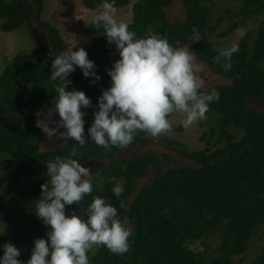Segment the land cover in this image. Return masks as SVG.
I'll return each instance as SVG.
<instances>
[{
    "label": "trees",
    "instance_id": "1",
    "mask_svg": "<svg viewBox=\"0 0 264 264\" xmlns=\"http://www.w3.org/2000/svg\"><path fill=\"white\" fill-rule=\"evenodd\" d=\"M173 1L136 0L129 30L143 36L147 26L152 25L153 31L169 43L180 41L183 45L190 44L192 30L197 29L200 40L194 42V52L198 61L226 82L208 90L216 89L220 95L218 102L209 104L206 116L210 118V129L201 137L202 141L207 135L209 140L215 138L213 146L207 141L204 150L188 151L183 144L165 138V143L173 150L180 149L179 153L186 154L194 167L167 169L132 197L136 183L151 167L170 165L174 160L166 153L160 159L147 152L126 163L117 161L115 156L120 151L147 145L152 137L143 132L127 147L110 150L95 145L88 137L93 113L98 111V97L111 86L107 70L120 58L115 45L107 43L103 28L92 22L86 26L91 40L84 48L100 80L93 84L92 78H85L76 67L67 77L71 84L65 89L83 91L91 100V107L82 109L86 112L84 147L69 139L67 145L39 151L42 138L35 123L39 119L36 113L47 112L58 95L54 85L59 81L50 79L52 59L38 55L33 62L8 63L0 74V222L6 228L22 226L23 230L21 235L0 233V256L3 245L11 243L20 251L18 259L26 264L34 241L47 238L45 233L50 227L35 215V200L41 195L40 186L47 181V162L67 156L72 147L80 153L72 158L81 165L92 160L105 163L101 171L105 181L100 189L93 185L92 193L79 204L66 205L65 214L76 212L87 219L85 210L93 197L99 196L116 207L122 222L127 218L132 226L126 253L95 248L88 253L89 264H234L233 257L246 253L253 235L264 226V112L247 108L252 100L264 105V18L239 40V52L233 54V66L227 72L213 63L219 49H214L208 35L226 23V29L218 34L226 38L246 21L264 15V0H238L240 5L235 11L225 9L213 22L210 0H180L185 19L170 21L165 8ZM102 2L84 0L83 5L95 10ZM128 3L115 0V7ZM43 6V0H0V31L11 33L35 20L45 29L52 56H56L66 50V44L57 28L40 21ZM235 131L241 132L239 139ZM117 185L123 188L119 197L112 191ZM12 196L16 200L9 205ZM208 236H217L218 241L210 254L189 247ZM251 264H264V246Z\"/></svg>",
    "mask_w": 264,
    "mask_h": 264
},
{
    "label": "clouds",
    "instance_id": "2",
    "mask_svg": "<svg viewBox=\"0 0 264 264\" xmlns=\"http://www.w3.org/2000/svg\"><path fill=\"white\" fill-rule=\"evenodd\" d=\"M98 9L92 23L103 28L107 43L115 45L120 58L107 70L111 86L98 97V111L93 113V123L87 130L90 140L106 150L125 148L139 132L151 137L168 133L177 114L186 129L206 118L209 104L218 102L220 95L216 89H205L200 75L204 65L198 62L190 44L182 45L180 41L171 44L166 37L154 32L152 25L147 26L143 36H138L129 30L128 23L116 18L115 0H103ZM192 31V42H198L199 32L196 28ZM76 45L75 40L69 51L51 57L50 79L59 81L54 85L58 95L55 105L47 112L36 113L43 119L35 123L49 138L55 136L65 142L71 139L84 147L86 112L82 109L91 107V100L83 91H66L71 84L67 77L76 67L85 78L91 77L93 84L100 77L87 52ZM48 46L50 48V43ZM238 52L237 44L220 48L213 63L230 71L232 56ZM52 113H58V122L52 120ZM49 124L55 127L50 128ZM61 128L65 131H59ZM79 154L78 149L72 147L67 156H56L46 164L47 181L40 186L41 195L35 200V215L50 231L45 233L46 239L34 241L26 264H89L88 253L93 248L105 247L114 254L129 250L131 229L126 227L127 218L122 222L116 207L104 198L93 197L85 210L87 219L76 212L65 214L66 205L79 204L93 191L91 170L72 158ZM112 191L119 197L123 188L117 185ZM3 226L5 229L6 225ZM19 256L20 251L13 244L5 243L0 264H25Z\"/></svg>",
    "mask_w": 264,
    "mask_h": 264
},
{
    "label": "rangeland",
    "instance_id": "3",
    "mask_svg": "<svg viewBox=\"0 0 264 264\" xmlns=\"http://www.w3.org/2000/svg\"><path fill=\"white\" fill-rule=\"evenodd\" d=\"M2 1L9 2L10 0ZM83 1L84 0H43L44 6L40 21H46L58 29L60 36L63 38V41L66 44V50L64 52H67L72 48L75 40L77 41V48L84 49L90 44L91 36L86 32V26L92 22V17L100 9L88 10L84 7ZM135 1L136 0H129L128 5L122 8H117L116 18L129 24L132 19V5L135 3ZM239 5L240 2L238 0H210L209 6L212 13V22L214 19H216L218 14L223 15L225 9L230 8L231 11H235ZM165 12L168 19L172 22L183 21L185 19V9L182 6L180 0H174L169 7L165 8ZM263 18L264 15L250 19L246 21L244 25H240L228 37L220 38L218 37V34L225 30L228 25L224 23L219 26L214 33L208 35V39L213 43L214 49L230 47L233 44H237L239 40L248 32L255 30ZM49 43L50 42L46 36L45 29L41 28L35 20H30L24 23L21 29L14 30L11 33H4L0 31V74L4 67L10 62H33L37 57H39L38 55L44 56V58H46L44 55V49L46 44L49 45ZM190 46L191 50L194 51V42L191 41ZM75 50L76 48H73V51ZM201 64L204 65V71L200 75L205 81L206 90H209L211 87L226 83L225 81H220L206 64ZM247 108L258 113L264 112L263 103L257 100H252L249 102L247 104ZM39 119H43V116L39 117ZM181 119L182 117L177 114L173 120L171 130L164 135L152 137L147 145L123 150L116 154V160L122 163H126L133 158L147 152L158 156L160 159L161 155L166 153L174 160V162L170 165L151 167L147 173L136 183L132 197H134L155 177L159 176L167 169H176L177 167H194L193 162L186 156V154L179 153L180 149L173 150L165 143V138L173 140L179 144H183L188 151L204 150L207 146V141H210L209 145L213 146L215 138L209 140L207 135L205 140H201L203 134L209 132L210 129L208 124L210 118L208 116L187 129L184 128L180 123ZM52 120L57 122L59 121L58 113H52ZM49 127H55V125L49 124ZM180 127H182V130L177 131V129ZM38 130L42 138L39 151L53 150L65 143V141L56 139L55 136L49 138L42 132L41 129L38 128ZM59 131H65V129L61 128ZM232 131L234 130L232 129ZM234 133L236 134L237 139L241 137V132L235 131ZM104 166V162L96 160L85 166L91 170L92 175L90 179L92 185H95L99 189L102 187L105 181L104 177L101 176V171ZM2 192L3 187H0V194ZM15 200L16 196L10 197L9 205H11ZM126 227H129L130 229L132 228L129 223H127ZM22 230V226H17L14 228L5 227L4 229L3 224L0 222V233L5 232L7 234L21 235ZM217 245V236H208L195 242L194 244H191L189 247L195 252L206 255L210 254L211 250H214ZM205 246H208L207 249ZM263 246L264 226L261 225L250 240L246 253L233 257V263L251 264L252 259L261 252ZM94 250L95 248H93L89 253H93Z\"/></svg>",
    "mask_w": 264,
    "mask_h": 264
},
{
    "label": "flooded vegetation",
    "instance_id": "4",
    "mask_svg": "<svg viewBox=\"0 0 264 264\" xmlns=\"http://www.w3.org/2000/svg\"><path fill=\"white\" fill-rule=\"evenodd\" d=\"M44 55H45V57L46 58H50V57H52V51H51V49L49 48V46H48V44H46V46H45V49H44ZM44 57V56H43Z\"/></svg>",
    "mask_w": 264,
    "mask_h": 264
},
{
    "label": "water",
    "instance_id": "5",
    "mask_svg": "<svg viewBox=\"0 0 264 264\" xmlns=\"http://www.w3.org/2000/svg\"><path fill=\"white\" fill-rule=\"evenodd\" d=\"M95 161V160H94ZM93 161V162H94ZM96 161H98V160H96ZM90 163H92V161H89V162H87V163H85V164H82V167H85V166H87L88 164H90Z\"/></svg>",
    "mask_w": 264,
    "mask_h": 264
}]
</instances>
